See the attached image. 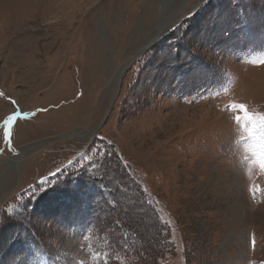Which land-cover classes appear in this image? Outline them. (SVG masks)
Here are the masks:
<instances>
[{
	"label": "rangeland",
	"instance_id": "374dc122",
	"mask_svg": "<svg viewBox=\"0 0 264 264\" xmlns=\"http://www.w3.org/2000/svg\"><path fill=\"white\" fill-rule=\"evenodd\" d=\"M165 3L0 0V264H264V0Z\"/></svg>",
	"mask_w": 264,
	"mask_h": 264
},
{
	"label": "bare ground",
	"instance_id": "6f19581e",
	"mask_svg": "<svg viewBox=\"0 0 264 264\" xmlns=\"http://www.w3.org/2000/svg\"><path fill=\"white\" fill-rule=\"evenodd\" d=\"M171 2L173 3V0H168V4H163L162 6V15L159 17V21L157 22V24L153 27L151 33H150V37L152 41L151 43L148 44V42L145 44V46H143V48L140 50V54L142 53V51H147L150 47H152L153 45L152 44H155L158 40H160L164 35L165 32H167L169 30V28L175 24V22L179 21L178 19H176V13H179V11H182L185 12L186 9L188 8L187 5H186V2L187 0H180L179 3H182L184 4V6L182 5V7H178L177 9H173V8H170V4ZM177 2V1H176ZM169 8L171 10H169ZM195 9V7H194ZM173 10V11H172ZM171 25V26H170ZM158 36H161V37H158ZM158 37V38H157ZM157 38V39H156ZM154 40V41H153ZM149 41V42H150ZM152 45V46H151ZM138 55V54H137ZM138 57V56H136ZM133 61V60H132ZM131 63V62H130ZM130 64H126V65H122V68L120 69L119 71V78H117L116 82L114 85H119V82H120V76H122L123 72L126 70V67H128ZM186 72V71H185ZM114 87V86H113ZM117 89L115 90H112V92L109 94L110 95V98L112 100L113 96L115 95ZM108 113V112H107ZM106 113V114H107ZM93 134H96V130L95 129H92L91 132L89 133H79L77 135H73L72 137L78 139V140H81V139H88V138H92L93 137ZM71 137V136H70ZM29 147H25L24 149H22L21 151H13V156L11 157L12 161H16L18 160L17 162L20 163L21 162V159L24 157L26 151H29L28 150ZM31 148V147H30Z\"/></svg>",
	"mask_w": 264,
	"mask_h": 264
},
{
	"label": "water",
	"instance_id": "95a60500",
	"mask_svg": "<svg viewBox=\"0 0 264 264\" xmlns=\"http://www.w3.org/2000/svg\"><path fill=\"white\" fill-rule=\"evenodd\" d=\"M153 45V44H152ZM151 45V46H152ZM151 48V47H150ZM145 51H142V54L144 53ZM137 59L138 58H134V60L130 63V65L128 66V67H126V70L123 72V74H122V76H120V82H119V85L121 84V82H122V79L124 78V76L126 75V72L129 70V68L133 65V63L135 62V61H137ZM118 92H119V89L116 91V93H115V95L113 96V98H112V103H114V101H115V99H116V97H117V95H118ZM113 106V105H112ZM109 113H110V111L106 114V116H105V119H104V121L102 122V124L105 122V120L107 119V117H108V115H109ZM101 124V125H102ZM98 128H96L95 130H97Z\"/></svg>",
	"mask_w": 264,
	"mask_h": 264
},
{
	"label": "trees",
	"instance_id": "16d2710c",
	"mask_svg": "<svg viewBox=\"0 0 264 264\" xmlns=\"http://www.w3.org/2000/svg\"><path fill=\"white\" fill-rule=\"evenodd\" d=\"M242 19H244V18H242ZM244 32H247V30H246V28H244ZM240 34V33H239ZM247 34L249 35H251V33L249 32V30H248V32H247ZM244 38V37H243ZM262 47L261 48H259L258 50H263L264 49V43H262ZM192 53V52H191ZM179 73H183V74H186L187 72H185L183 69H182V71H180ZM148 204H149V202H147ZM107 242H108V239H107ZM109 244H110V247H109V249H112V244L109 242ZM109 244H108V246H109Z\"/></svg>",
	"mask_w": 264,
	"mask_h": 264
}]
</instances>
